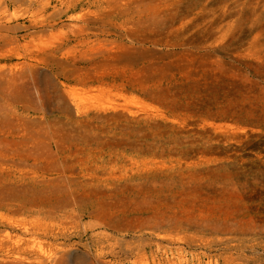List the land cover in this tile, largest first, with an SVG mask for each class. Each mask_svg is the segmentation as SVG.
Listing matches in <instances>:
<instances>
[{"label": "rangeland", "instance_id": "374dc122", "mask_svg": "<svg viewBox=\"0 0 264 264\" xmlns=\"http://www.w3.org/2000/svg\"><path fill=\"white\" fill-rule=\"evenodd\" d=\"M0 264H264V0H0Z\"/></svg>", "mask_w": 264, "mask_h": 264}]
</instances>
